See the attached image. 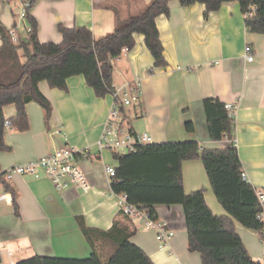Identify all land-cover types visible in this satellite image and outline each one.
Segmentation results:
<instances>
[{
  "label": "crops",
  "instance_id": "0c3cea01",
  "mask_svg": "<svg viewBox=\"0 0 264 264\" xmlns=\"http://www.w3.org/2000/svg\"><path fill=\"white\" fill-rule=\"evenodd\" d=\"M120 1V0H116ZM150 0H126L119 18L137 14ZM104 0H33L29 8L38 25L40 42H60L59 25L89 27L95 38L111 32L116 23L111 9L98 7ZM204 16L205 4L179 5L170 0L169 13L155 18L166 65L153 67V57L140 33L135 45L114 61L112 83L140 81L142 94L135 106L124 109L125 122L136 134L145 131L149 143L195 140L201 148L223 149L232 145L228 137L212 140L207 133L202 100L217 98L235 107L232 134L244 179L254 189L264 188V33L249 32L237 1H227ZM16 0H0V22L24 36L25 22H16ZM1 45V39H0ZM253 52L251 62L244 58V46ZM121 64V67H120ZM67 89L50 88L45 80L38 88L49 99L51 115L44 121V110L34 102L25 104L29 128L24 132L5 128L3 140L9 152H0V168L25 163L69 144L87 152L79 159L90 190L57 191L46 178L15 175L8 182L10 201H0V250L4 264L34 255L85 258L91 248L75 217L90 227L110 228L113 220L134 228L130 240L148 254L154 264H200V254L187 249V230L181 204L159 205L156 216L168 220L174 237L159 248L152 231L138 220H124L103 167L116 161L111 151L99 149L96 142L111 108V94L97 97L82 75L66 81ZM5 118L15 115L13 104L3 107ZM191 120L194 130L187 132ZM63 136V138H62ZM58 137V138H57ZM185 193L203 188L204 200L212 213L228 215L217 201L199 158L182 162ZM13 200L16 207L13 205ZM246 250L253 260L264 249L260 234L232 219ZM6 251L12 255L7 256Z\"/></svg>",
  "mask_w": 264,
  "mask_h": 264
},
{
  "label": "trees",
  "instance_id": "16d2710c",
  "mask_svg": "<svg viewBox=\"0 0 264 264\" xmlns=\"http://www.w3.org/2000/svg\"><path fill=\"white\" fill-rule=\"evenodd\" d=\"M170 0H150L137 14L119 18L120 5L126 0H104L96 5L111 9L115 27L111 32L95 38L89 27L59 25L60 42H40L36 21L29 14L30 0L25 14V25L30 27L19 43L11 42L8 28L0 22V152H9L3 140L5 125L4 106L13 104L15 115L8 118L9 125L24 132L29 128L25 104L36 102L44 110L47 123L52 107L49 99L39 90L45 80L50 88L67 89V79L82 75L86 85L97 97L114 91L112 70L122 49L131 50L135 45L134 34L143 36L144 44L153 57V67L166 65L163 46L155 18L169 13ZM186 7L198 2L205 4L204 16L216 11L221 3L235 0H177ZM244 15L249 32L264 33V0H236ZM253 7V9H252ZM252 10V11H251ZM250 14L248 15V13ZM208 136L215 141L223 137L234 139L233 121L228 118L224 102L217 98L202 100ZM125 107L120 106L124 113ZM127 127L130 130V127ZM185 130H194L191 120ZM85 156L87 152L84 153ZM115 175L110 178V188L116 193L127 194L129 203L156 216L159 205L181 204L186 221L188 251L200 254V264H260L246 250L232 219L259 232L264 223L256 216L260 210L255 189L243 177L241 161L235 146L223 149L201 148L197 141L144 143L136 150L119 153L111 151ZM199 158L213 193L228 215L212 213L204 200V189L185 193L182 186L183 161ZM3 187L9 191L8 182ZM13 205L16 203L13 200ZM120 213V212H119ZM122 218L129 216L120 213ZM79 228L86 238L91 253L85 258L34 255L15 264H154L145 251L130 240L134 228L117 219L110 228L103 230L88 226L81 216H76Z\"/></svg>",
  "mask_w": 264,
  "mask_h": 264
},
{
  "label": "built area",
  "instance_id": "2783aa9c",
  "mask_svg": "<svg viewBox=\"0 0 264 264\" xmlns=\"http://www.w3.org/2000/svg\"><path fill=\"white\" fill-rule=\"evenodd\" d=\"M17 12L15 14L16 22H22L25 19V14L28 11L30 0H16ZM253 9V7H252ZM252 11V10H251ZM250 12L248 13V15ZM30 27L27 26V30ZM10 40L14 44H18L19 35L17 33V24L8 29ZM127 49H122V52H126ZM244 58L251 62L253 60V52L249 45H245ZM111 92L112 102L108 116L105 120L104 128L98 137L96 142L99 149L116 151L119 153L130 152L136 150L138 145L149 143L151 137L147 132L143 131L140 134H136L128 129L127 122H125L124 113L120 111V106L128 107L135 106L139 102L142 94V88L140 87L139 80H133L129 82H123L122 85L115 87ZM224 107L227 112V116L232 121L234 120L235 105L231 102L224 103ZM5 127H9V120H4ZM235 139V138H234ZM230 139L231 144L235 146V140ZM83 149H78L69 144H61L54 146L51 151L43 154L39 158L27 160L25 163L10 166V168H0V201H10V194L3 187V182H9L15 175H31L34 178L46 177L53 188L57 191H64L70 188L80 189L84 192L89 191L91 188L86 173L79 165V159L86 157ZM103 172L108 181L115 175L114 165H104ZM242 177H245V173L242 172ZM115 197V202L118 207V211L124 215H128L133 220H138L142 225L153 232L159 248H164L168 245L169 241L174 237V231L170 227L168 220L158 218L157 216H150L145 210L140 209L134 204H131L127 200V194L116 193L111 191ZM257 200L260 203V210L256 214L257 218L264 223V188L255 189ZM260 242L262 249H264V229H261ZM7 256L12 255L11 251L5 252ZM256 261L260 264H264V252L261 258ZM0 264H4L1 257L0 250ZM8 264H15L14 261H10Z\"/></svg>",
  "mask_w": 264,
  "mask_h": 264
},
{
  "label": "rangeland",
  "instance_id": "374dc122",
  "mask_svg": "<svg viewBox=\"0 0 264 264\" xmlns=\"http://www.w3.org/2000/svg\"><path fill=\"white\" fill-rule=\"evenodd\" d=\"M120 67H121V64H120ZM119 84H120V83H118L117 85H114V86H115V87H118V86H119ZM57 138H58V137H57ZM62 138H63V136H62Z\"/></svg>",
  "mask_w": 264,
  "mask_h": 264
}]
</instances>
